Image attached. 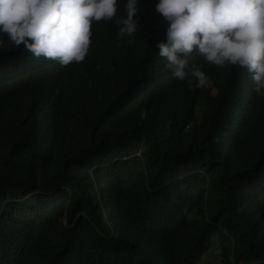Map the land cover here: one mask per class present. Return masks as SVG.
<instances>
[{
  "label": "trees",
  "instance_id": "16d2710c",
  "mask_svg": "<svg viewBox=\"0 0 264 264\" xmlns=\"http://www.w3.org/2000/svg\"><path fill=\"white\" fill-rule=\"evenodd\" d=\"M155 2L67 66L0 33V264H264V92L195 52L206 85L173 77Z\"/></svg>",
  "mask_w": 264,
  "mask_h": 264
},
{
  "label": "clouds",
  "instance_id": "9594fccd",
  "mask_svg": "<svg viewBox=\"0 0 264 264\" xmlns=\"http://www.w3.org/2000/svg\"><path fill=\"white\" fill-rule=\"evenodd\" d=\"M138 3L124 0L125 15L116 16L117 0H0V33L22 51L67 66L84 59L93 21L113 20L118 37L131 42ZM154 9L164 25L155 49L173 77L189 89L206 85V74L189 62L195 52L246 69L254 90L264 92V0H156Z\"/></svg>",
  "mask_w": 264,
  "mask_h": 264
},
{
  "label": "rangeland",
  "instance_id": "374dc122",
  "mask_svg": "<svg viewBox=\"0 0 264 264\" xmlns=\"http://www.w3.org/2000/svg\"><path fill=\"white\" fill-rule=\"evenodd\" d=\"M219 250H220L219 245L216 242V244L212 248L211 254L208 257L209 263H212V264L218 263V261H219Z\"/></svg>",
  "mask_w": 264,
  "mask_h": 264
}]
</instances>
